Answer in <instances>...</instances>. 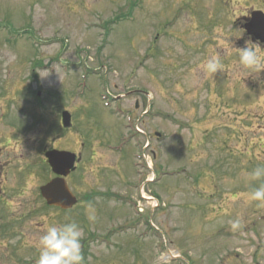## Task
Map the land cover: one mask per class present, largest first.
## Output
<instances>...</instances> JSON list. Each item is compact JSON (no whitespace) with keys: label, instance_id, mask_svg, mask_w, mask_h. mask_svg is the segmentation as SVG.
<instances>
[{"label":"rangeland","instance_id":"obj_1","mask_svg":"<svg viewBox=\"0 0 264 264\" xmlns=\"http://www.w3.org/2000/svg\"><path fill=\"white\" fill-rule=\"evenodd\" d=\"M208 11L0 0V264H36L46 228L72 220L83 264L264 263V204L251 199L264 176L249 178L264 167V70L248 76L235 48L223 53L232 28L233 47L249 40L228 21L244 9L228 6L219 29ZM212 55L215 74L203 69ZM52 148L81 154L68 211L39 193Z\"/></svg>","mask_w":264,"mask_h":264},{"label":"clouds","instance_id":"obj_2","mask_svg":"<svg viewBox=\"0 0 264 264\" xmlns=\"http://www.w3.org/2000/svg\"><path fill=\"white\" fill-rule=\"evenodd\" d=\"M243 33L240 34L241 37ZM235 48L239 57V64L242 68L248 69L250 74H259L264 70V55L257 43L251 40L245 41L242 48L233 47L232 42L223 48L224 55H230V49ZM204 71L215 74L218 70H223L219 55L210 56L203 65ZM43 75L42 77L46 76ZM264 176V167H258L249 174L251 180H259ZM251 199L264 204V184L254 189ZM95 208L89 204L86 208V215L90 222L96 220ZM233 230L241 227L239 219L231 221ZM83 230L80 225L72 220L62 224H51L44 231L38 242L39 257L36 264H83L81 241Z\"/></svg>","mask_w":264,"mask_h":264},{"label":"water","instance_id":"obj_3","mask_svg":"<svg viewBox=\"0 0 264 264\" xmlns=\"http://www.w3.org/2000/svg\"><path fill=\"white\" fill-rule=\"evenodd\" d=\"M257 14L254 12L251 22L245 24L244 28L247 34L254 35L264 42V23L259 22L260 17ZM62 123L66 128L70 126V115L67 112L62 113ZM45 157L57 177L40 187L41 196L50 206L70 209L77 200L66 185L64 178L75 169L76 155L66 151L50 150L45 153Z\"/></svg>","mask_w":264,"mask_h":264},{"label":"flooded vegetation","instance_id":"obj_4","mask_svg":"<svg viewBox=\"0 0 264 264\" xmlns=\"http://www.w3.org/2000/svg\"><path fill=\"white\" fill-rule=\"evenodd\" d=\"M188 4L196 11H198L199 9L203 10L204 8L208 9L210 12L208 11L209 16L206 17V19H209L213 23H215V27H217V29L221 28L223 24L225 25V22L227 21L228 6L233 9H244L243 13L240 14V17H236V19L232 18L228 14L230 18L228 19V21L231 20L230 24L238 26L239 30L242 29L243 24L250 22L251 14L253 12L258 11L264 15V0H188ZM241 4H246V6H242ZM236 32L237 31L235 30V28H232V31L229 32V38L231 37L229 44L232 42V40V44H238L239 41L235 37ZM223 37L225 38V40H227L226 33L223 35ZM246 37L252 42L257 43L258 47H264V44L256 41L254 37L247 35ZM234 52H237V50L234 49ZM250 264H261L259 262V257L253 256L251 258Z\"/></svg>","mask_w":264,"mask_h":264}]
</instances>
